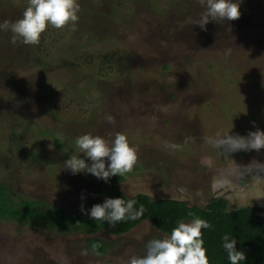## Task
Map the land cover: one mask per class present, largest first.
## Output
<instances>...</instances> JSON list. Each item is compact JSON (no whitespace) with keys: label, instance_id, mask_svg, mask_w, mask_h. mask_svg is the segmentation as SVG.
Wrapping results in <instances>:
<instances>
[{"label":"rangeland","instance_id":"rangeland-1","mask_svg":"<svg viewBox=\"0 0 264 264\" xmlns=\"http://www.w3.org/2000/svg\"><path fill=\"white\" fill-rule=\"evenodd\" d=\"M238 2V19L201 29L197 0H78L76 30L46 29L39 44L47 54L39 56L34 45H13L12 33L0 31V179L25 198L87 214L107 199L97 193L106 182L73 174L65 162L77 137L110 143L119 132L137 154L118 184L128 197L145 193L201 207L214 196L230 207L260 203L263 194L244 197L238 183L255 177L229 172L262 163L264 148L220 155L208 143L218 132H264V0ZM26 6L0 0V22L20 19ZM79 158L91 164L83 153ZM105 233L94 238L113 247L96 254L83 231L64 235L0 220V264H127L149 240L167 236L148 220L120 235Z\"/></svg>","mask_w":264,"mask_h":264},{"label":"clouds","instance_id":"clouds-1","mask_svg":"<svg viewBox=\"0 0 264 264\" xmlns=\"http://www.w3.org/2000/svg\"><path fill=\"white\" fill-rule=\"evenodd\" d=\"M197 3L203 11L195 24L201 29H204L209 21H232L240 16L238 0H197ZM79 12L78 0H27L22 17L15 22L8 20L0 22V31L12 33L13 45L18 42L25 45H38L46 29L59 30L70 26L71 30L75 31ZM105 118L110 124L114 122V117L111 115ZM208 143L217 149L220 155L221 151L225 155L242 150L259 151L264 148V132L259 130L250 132L247 137L218 132L208 139ZM74 144V154L65 162V167L73 174L90 173L107 182L112 176L121 177L130 173L137 162L136 149L130 146L123 133L117 132L110 143L101 136L83 134L75 139ZM165 147L176 149L177 145L166 143ZM80 153L91 161L90 165L85 162V159L79 158ZM104 158H107L109 162L107 167ZM262 173H264V163H254L230 171L229 175H252L257 180H264ZM219 179L223 181L226 176H221ZM135 204V200L108 198L102 204H96L87 210V214L96 222L106 221L115 226L119 222L137 220L142 216L143 207L136 208ZM81 210L85 211L83 208ZM209 227V223L201 218L178 220L170 234H167L165 238L149 240L145 245L144 253L130 257L127 264H209L201 231ZM235 246L234 238L228 235L222 237L221 247L227 254L229 264H243L245 254L237 251ZM82 254L87 255V251L85 250Z\"/></svg>","mask_w":264,"mask_h":264},{"label":"trees","instance_id":"trees-1","mask_svg":"<svg viewBox=\"0 0 264 264\" xmlns=\"http://www.w3.org/2000/svg\"><path fill=\"white\" fill-rule=\"evenodd\" d=\"M110 15L114 21L118 19V15ZM34 47L33 52L36 56L43 52L47 54L46 47L40 44ZM39 58L45 59L46 57ZM65 60L62 62L65 63ZM102 66L103 63L100 66L101 69L96 71L98 75H103L105 72L106 67ZM167 66L164 65L165 68ZM54 145L60 148L61 143L55 139ZM125 177L126 175L110 177L103 187L97 189V193L106 195L107 199L135 200V207L142 206L144 209L142 216L137 220L122 221L115 226L106 221L96 222L85 211L79 209L74 211L65 205L55 206L42 199L25 198L18 195L9 186V181L3 179H0V220L30 225L43 224L64 235L69 232L83 231L87 234L84 239L87 249L96 254H102L106 252V248L113 247L114 243L111 240L94 238V235L101 230L109 234L120 235L140 222L148 220L154 230L170 234L178 220L201 218L210 225L207 230L201 229L209 264H229L227 254L221 247L222 237L225 235L234 238L237 251L245 254L243 264H264V195L260 203L255 205L228 208V203L224 198H212L201 207L173 198L153 199L145 193H137L128 197L118 188V184L124 181Z\"/></svg>","mask_w":264,"mask_h":264},{"label":"flooded vegetation","instance_id":"flooded-vegetation-1","mask_svg":"<svg viewBox=\"0 0 264 264\" xmlns=\"http://www.w3.org/2000/svg\"><path fill=\"white\" fill-rule=\"evenodd\" d=\"M262 163H264V161L262 162ZM263 174V173H262ZM262 177H263V175H261ZM257 182V183H254V185H252V186H250L251 185V183H253V182ZM253 182H250V180H249V182L246 180V181H243V180H240V181H238V183H242V184H240V188H242L243 187V191H245V192H243V196L245 197H247L249 194H252V195H257L256 197H259V196H262V194L264 195V192H263V190H262V184H260V182L262 183V180H258L257 181V179L255 178V180L253 181ZM229 191V193H232V189H229L228 190ZM228 194V193H227ZM263 197V196H262ZM261 197V198H262ZM212 198H224L226 201H227V206H228V208H232V207H230V205H229V202H228V199L226 198V197H224V196H214V197H212ZM211 198V199H212ZM210 200V199H209ZM262 200V199H261ZM184 201H186L187 202V200H184ZM207 204V203H206ZM233 204V203H232ZM185 221V220H184ZM94 235V234H93ZM97 239V238H96ZM98 239H102L101 237H99Z\"/></svg>","mask_w":264,"mask_h":264}]
</instances>
